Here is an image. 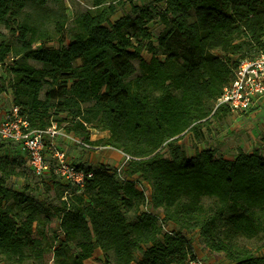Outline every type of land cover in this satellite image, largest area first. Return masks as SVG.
<instances>
[{
	"label": "trees",
	"instance_id": "obj_1",
	"mask_svg": "<svg viewBox=\"0 0 264 264\" xmlns=\"http://www.w3.org/2000/svg\"><path fill=\"white\" fill-rule=\"evenodd\" d=\"M161 2L156 12L135 0H0V93L9 90L33 129L55 123L134 158L123 171L129 178L101 166L81 191L51 173L46 201L7 185L26 158L0 155L5 264H87L98 251L99 264H188L192 232L234 264H264L245 243L264 244L260 148L228 158L218 143L190 156L179 143L187 133L203 139L212 120L230 115L215 103L239 60L264 51V0ZM156 15L163 28L154 42L146 26ZM135 46L150 58L134 62L127 50ZM92 131L107 136L91 140Z\"/></svg>",
	"mask_w": 264,
	"mask_h": 264
},
{
	"label": "built area",
	"instance_id": "obj_2",
	"mask_svg": "<svg viewBox=\"0 0 264 264\" xmlns=\"http://www.w3.org/2000/svg\"><path fill=\"white\" fill-rule=\"evenodd\" d=\"M12 102V96L9 92ZM225 105L231 114L241 115L264 110V51L255 56L245 57L239 60L233 79L224 87L222 94L217 98L215 107ZM61 135L65 140L73 141L87 150H100L105 146H95L58 128L55 123L45 130L31 128L26 117L21 113L19 106L11 103V108L4 114L0 122V137L15 143L25 151V158L32 172L38 176H49L53 173L63 183L78 191L83 190L88 180L93 178L94 170H86L73 163L65 151L56 147L53 138ZM49 136L51 146L46 147L44 138ZM48 149V152H47ZM47 152V153H46ZM134 159L123 153V159L114 170L122 178L123 171L127 168L128 161ZM110 168L109 166H105ZM135 179L136 177H130ZM145 194V210H150V186L147 182H137ZM167 231H171L168 225H164ZM183 233H185L183 231ZM188 264H206L202 257L194 256L188 259Z\"/></svg>",
	"mask_w": 264,
	"mask_h": 264
},
{
	"label": "rangeland",
	"instance_id": "obj_3",
	"mask_svg": "<svg viewBox=\"0 0 264 264\" xmlns=\"http://www.w3.org/2000/svg\"><path fill=\"white\" fill-rule=\"evenodd\" d=\"M137 4L145 5V4H152L156 10V12H159L163 9L164 3L161 2V0H135ZM82 4V3H81ZM76 2H70V6L66 7V14L69 19L72 17V12L74 6H76ZM130 9V5L127 4L123 10H120L118 13H116L112 19H116L117 17L121 16L125 11H128ZM148 30L151 31L153 41L155 42L159 33L161 32L163 25L161 24V21L159 17L156 15L151 22L148 23L146 26ZM49 45L51 46H58V43L56 40H51L49 42ZM127 55L134 61L138 62L139 59L144 58L148 60L150 58V53L146 50V48H142L140 46H135L133 48H129L127 50ZM238 56H235L233 59L237 60ZM0 77L6 78V73L4 72L3 68L0 67ZM131 83H128L125 89L122 91V96L126 97L130 91H131ZM11 98L9 96V90L2 91L0 93V122L2 120V117L4 114L11 108ZM233 115V114H232ZM253 120L247 118V117H239L237 118H231V119H221V120H212L211 125L209 128L205 129V136L203 139L199 140L195 137L181 139L179 143L181 146L186 150L188 155H193L196 151L202 150L204 148L208 147H214L218 143H223V141H226L224 143L227 146L231 145V148L237 149V148H244L246 151L250 150V148H255V145L260 148L261 153L264 155V128L260 131L257 130L256 132V139L253 142H250V140L253 139V135L249 133L245 129V125L242 127V124L248 123ZM263 124V123H262ZM227 127H232V130L225 131ZM95 131H92V133ZM226 132V133H225ZM246 137V138H245ZM51 140L49 136H46L44 138L45 146L48 148L51 146ZM53 141L56 145V147L60 150H63L66 152L67 155L69 153L79 154L80 153H92L93 152V159L96 161V155H100L101 153H106V149L103 150H90V152L87 150H83V148H80L79 144L74 143L73 141L65 140L62 138L61 135H56L53 138ZM221 146V151L225 157H232V152L224 153V146ZM230 149V148H229ZM97 151V153L95 152ZM48 152V149H47ZM46 152V153H47ZM165 155H168V149L164 148L162 151ZM0 155H6V156H19V157H25V151L23 148L15 143L9 142L7 140H4L0 137ZM105 161V162H104ZM102 164H105L110 167V170H114L113 162L110 163L107 158L102 161ZM101 163L95 164L93 166L95 169L98 166H102ZM103 165V166H105ZM83 168L89 167L86 164L81 165ZM20 169L22 171V175L20 176H12L9 177L7 180V185L12 187L13 189L17 191H26L27 193H30L34 196H36L39 199H44L46 201H50L54 197V191L49 189L48 184V176L38 177L36 176L28 164H24L20 166ZM203 202L205 205L211 204V200L208 198H204ZM57 225H54L56 227ZM200 242V240H199ZM246 245L252 248V250L256 254H264V244L263 239H252L245 241ZM137 257H140V252L136 253ZM102 261V255L98 251L96 252L94 258L90 261H87V264H99ZM0 264H5L0 259Z\"/></svg>",
	"mask_w": 264,
	"mask_h": 264
},
{
	"label": "crops",
	"instance_id": "obj_4",
	"mask_svg": "<svg viewBox=\"0 0 264 264\" xmlns=\"http://www.w3.org/2000/svg\"><path fill=\"white\" fill-rule=\"evenodd\" d=\"M235 116L237 118L247 117V118L253 120L251 122L249 121L248 123L242 124V127L245 125V129L254 136L253 139L250 140V142L255 141L257 130L260 131L261 129L264 128V110L251 112V113H247V114H241V115H235V114L232 115L230 113V115H228L226 118L231 119V118H235ZM228 130H232V127H227V129L225 131H228ZM105 136H107L106 132L95 131L91 134L90 139L95 140L97 138H101V137H105ZM191 137L193 138L192 134L187 133L184 135V137L182 139L191 138ZM225 140L228 141L227 139H225ZM226 141H223V144L226 143ZM79 146H80V148H83V150L87 151V149H85L81 145H79ZM224 147H225V148H223L224 153H226V151L228 153L232 152V157H228V158H234L236 156L237 149H233V148H231V145L227 146V144ZM257 147L258 146L255 145V148H257ZM104 149L107 150L106 153H101L100 155H96V159H97L96 161H94L93 152L91 153L90 150H88L90 152V155H89V153H83V154L80 153V155L74 154V153H71V154L69 153L68 157L73 163L80 165V166L83 164H86L91 169H95L93 166H95V164H97V163L102 164L103 163L102 161L105 160L106 158L110 163L113 162L112 164L114 167H116L118 164L121 163V161L123 159V153L121 151H119L115 148L109 147V146H105ZM242 149L244 151H246L244 148H242ZM252 149L253 148L251 147L250 150H248V151H251ZM101 150H103V149H101ZM95 152L97 153V151H95ZM103 165H105V164H102V166ZM105 166H107V165H105ZM99 167H101V166H98L97 168H99ZM132 177L137 178L138 175H132ZM186 235L191 241V246H192L194 254L196 256L202 257L205 260L206 264H234V263L230 262L228 259H226L223 253L212 252V251H209L207 248H204L203 245L199 242V235L196 232L187 233Z\"/></svg>",
	"mask_w": 264,
	"mask_h": 264
}]
</instances>
